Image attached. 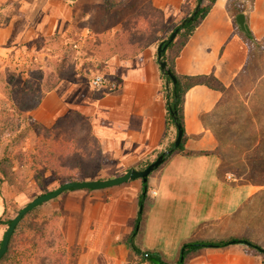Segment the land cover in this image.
Wrapping results in <instances>:
<instances>
[{
	"label": "crops",
	"instance_id": "0c3cea01",
	"mask_svg": "<svg viewBox=\"0 0 264 264\" xmlns=\"http://www.w3.org/2000/svg\"><path fill=\"white\" fill-rule=\"evenodd\" d=\"M197 1L95 0L96 11L92 13L93 8L86 7L85 12L86 19L94 16L96 26L84 30L89 31L93 40L88 55L117 82V88H97L80 73H72L31 114H44L48 121H53L52 127H94L105 156L119 165L122 175L149 160L155 161L178 134L174 126L167 129L157 40L167 36L169 27L190 17ZM229 2L216 0L175 60L178 74H214L226 91L196 86L187 92L186 151L166 158L149 176L148 198L135 242L142 251L156 253L167 264L177 263L188 243L219 239L213 236L216 226L229 229V222L258 192L256 186L240 183L226 168L221 137L215 127L224 117L228 90L233 88L240 94L238 88L245 85L253 50L264 42V0L237 2L245 7L248 29L258 45L247 42L240 33ZM137 27L141 40L135 44L132 34ZM125 36L132 37L133 42L123 49L142 50L128 58L121 54L108 56L110 44L117 47V39ZM61 120L63 126L58 124ZM142 189L143 181L137 179L71 195L79 200L72 212L79 216L82 232L89 229L86 242L90 244V258L125 263L131 249L122 238L136 225ZM71 219L77 226L76 217ZM236 244L202 248L187 256L191 260L188 264H233L237 259L232 255L239 248Z\"/></svg>",
	"mask_w": 264,
	"mask_h": 264
},
{
	"label": "rangeland",
	"instance_id": "374dc122",
	"mask_svg": "<svg viewBox=\"0 0 264 264\" xmlns=\"http://www.w3.org/2000/svg\"><path fill=\"white\" fill-rule=\"evenodd\" d=\"M95 3V0H0V158L8 155L14 165L13 179L0 183V243L6 231V220L14 218L37 196L66 183L64 165L67 162L54 168L35 164L31 155L37 154L38 147H60L62 143L71 144L72 140L73 147H60L63 153L68 152L65 159L82 158L92 164L96 179L91 180L122 175L119 165L105 156L94 127H57L55 130L53 121H48L44 114L31 112L22 116L21 127L16 120L21 116L17 113L15 100L20 97L31 74H35L32 80L40 85L47 78L56 79L59 66H66L65 75L80 73L94 87L93 80L98 75L111 79L88 55L93 40H90L89 31L84 30L96 26L92 20L94 16L86 19L85 12L86 7H92L94 13ZM135 32L139 33L138 27ZM251 57L245 85L239 86L240 94L233 88L228 90L224 117L215 129L221 137L226 168L240 183L254 185L258 192L229 222V229L217 225L213 236L248 239L254 246L264 248V42L253 50ZM58 124L63 126L64 121ZM66 130L65 133L70 132V142L64 133ZM20 154L22 165L17 159ZM53 155L49 159L57 162L55 152ZM39 173L40 182L36 180ZM83 190L94 189L68 190L38 208L36 223L44 227L45 236H37V247H30L26 240L34 235L25 224L30 218L22 223L15 242L20 261L16 264H41L42 258L46 257H50L51 264H112L107 258L97 261L87 254L90 250V244L86 242L89 229L82 232L79 216L72 212L79 200L71 195ZM73 216L77 226L71 219ZM236 245L239 248L232 255L237 259L233 264H264V254L257 248L243 242ZM190 261L186 257L184 264ZM124 264H138L132 252Z\"/></svg>",
	"mask_w": 264,
	"mask_h": 264
},
{
	"label": "trees",
	"instance_id": "16d2710c",
	"mask_svg": "<svg viewBox=\"0 0 264 264\" xmlns=\"http://www.w3.org/2000/svg\"><path fill=\"white\" fill-rule=\"evenodd\" d=\"M240 0H230L228 6L229 9L233 15L235 24L236 23V17L237 15L244 13L245 12V7L244 5H238L237 2ZM216 0H198L197 1V6L200 5V8L198 12L194 15L193 19L190 17H187L184 19L180 24L174 26L173 28H170V31L168 30L167 32V38H160L158 39V44L163 43L164 45L167 44V49L162 53V59L158 58V63L160 65L161 61H166L167 62V69L162 70L161 68V76L164 80V88H165V97H166V110H167V129H169L171 126H174L178 130V126H181L183 130V136H182V141L181 144L178 147H175V141L167 148L172 149L173 152L169 155H166V158L170 157L172 154L175 152H181L184 153L185 150V142H186V135H185V130H184V104H185V97L187 92L192 89L193 87L196 86H207L210 89L217 90L224 92L226 91V87L219 81V79L214 75V74H208V75H180L177 73L175 69V60L176 58L180 55L183 47L187 44L189 39L193 36L194 32L196 31L197 27L203 22V20L206 18L208 13L211 11L212 7L215 5ZM196 8L192 12L191 15L195 12ZM238 27V25H237ZM179 28V32L176 36V38L172 42H168V39L170 35L177 29ZM239 29V27H238ZM240 31V29H239ZM240 33L243 35L245 40L251 44H257L258 41L255 38V36L252 34V32L249 29L248 33H243L240 31ZM117 36L120 35V33L116 34ZM134 37V43L137 44L136 42H139L141 40V37L137 32H134L133 34ZM132 37H123L119 38V41L117 39V43L119 44L115 46H112L110 44L108 51V56H111L112 54H121L123 58H128V57H133L136 56L142 49L141 48H135L132 50H126L123 49L127 44H130L133 42L131 39ZM119 42V43H118ZM118 48V49H116ZM103 56H106L103 54ZM107 57V56H106ZM64 68L66 66H59L56 70V76L57 78L52 80L50 78H47V81L43 84H37L32 80V77L34 78L35 74H31V76L28 77L21 95L18 99L15 100V103L17 105V113L21 117H17V123L19 127L22 126L23 119L22 116L26 117V113L31 112L35 109H37L40 104L42 103L44 97L54 90L58 83L63 80L66 75L64 73ZM170 71L171 74L168 73ZM173 76V77H172ZM112 79V78H111ZM112 89L108 87V90ZM17 128V127H16ZM57 127L54 129L56 130ZM67 132L64 131V133ZM59 133H57V136H59ZM68 141L70 142L71 139L70 137V132L65 133ZM68 143V142H67ZM62 143L60 147L65 145L66 147L70 148L73 147V143L71 140L70 143ZM83 144L80 143V147H82ZM59 146H40L38 147V152L37 154H32L31 158L34 160V163L36 164H42L46 165L49 167H62L64 165V170H65V178L64 182H74V181H87L91 179H96L94 178V173H93V165L90 163H86V161H83L82 158L80 159H75L72 158L69 161H66V154L68 152L66 151L65 153L62 152V149ZM47 149L49 151H47ZM56 149V150H55ZM54 150V151H53ZM61 150V151H60ZM53 151V152H52ZM55 152V157H57V162L51 161L49 157L53 155ZM70 152V151H69ZM163 154V151L159 153V155ZM71 155H74V152L71 153ZM158 155V156H159ZM54 156V155H53ZM60 158V160L58 159ZM17 159L19 163L22 165L23 162V157L20 155H17ZM152 161H147L146 163L142 164L139 166V169H145ZM13 170H14V165L13 161L10 159V157L7 155L3 156L0 158V183L4 181H10L13 178ZM157 170V169H156ZM67 175V176H66ZM100 179V177H99ZM102 179V178H101ZM36 180L40 182L42 180V177L39 174H37ZM149 184L148 182L144 183L143 182V189L142 193L139 196V213H138V218L136 221V225L133 229V231L128 234L124 235L122 238V241L127 244V246L131 249V252L135 255V258L137 260L138 264H143V263H148V264H167L162 260L160 256H158L156 253L150 252V251H142L135 242V238L137 235V228L140 224V221L142 219V215L144 212V205L145 202L148 198V189ZM41 206V205H40ZM34 208L32 211H30L26 217L20 222V224L16 227L15 232L10 240V245H9V250L8 252L4 255V257L0 260V264H7V262H12L13 264H16L19 261L17 259V247L15 245L16 238L19 235L20 228L22 226V223L28 219L27 223V230H30L31 232L34 231V235L32 238L26 239L28 243H30V247H37V236L41 234V236H45V233H43V228L41 226H38L36 223V220L38 217L36 216V211L40 207ZM20 212V211H19ZM14 218L6 220V230L12 223V220ZM24 226V225H23ZM24 234L25 231H22ZM236 241L237 243L241 242H249L251 243V246H254L251 241L247 240H238V239H209V240H201V241H196L193 243H188L184 245L183 251L186 257L191 254V253H197L200 249L205 248V247H215V248H223L227 247L231 244L232 242ZM246 244V243H245ZM2 245V241L0 243V246ZM256 248V245L254 246ZM261 253L264 254V248L262 247L257 248ZM181 257V255H180ZM177 262L179 264L180 261ZM50 257L42 258L41 264H51L50 263ZM185 263V260L182 264Z\"/></svg>",
	"mask_w": 264,
	"mask_h": 264
},
{
	"label": "water",
	"instance_id": "95a60500",
	"mask_svg": "<svg viewBox=\"0 0 264 264\" xmlns=\"http://www.w3.org/2000/svg\"><path fill=\"white\" fill-rule=\"evenodd\" d=\"M200 8V5L196 7L195 12L193 15L190 16L191 19H193L194 15L198 12ZM236 23L239 27V29L243 33H248L249 29L247 26L246 22V14L241 13L237 15L236 17ZM179 32V28H177L169 37L168 42H172L177 34ZM167 49V44L161 43L158 47V58L162 59V53L166 51ZM160 68L162 70L167 69V62L166 61H161L160 62ZM169 74L170 71H168ZM173 77V76H172ZM182 136H183V130L181 126H178V134L177 138L175 140V147H178L181 144L182 141ZM173 152L172 149L166 150L163 152V154L159 155L155 161L150 163L145 169H136V168H131L129 169L125 174L114 177V178H109L106 180H88V181H74V182H67L62 185H60L58 188H56L53 191H50L45 194H41L37 196L34 200H32L30 203H28L25 207H23L20 212L14 217L12 220V223L8 227V229L4 233V237L2 240V245L0 246V260L4 257V255L8 252L9 250V245H10V240L15 232L16 227L20 224V222L24 219V217L32 211L34 208L51 201L60 195H62L64 192L71 190V189H94V190H102V189H107L110 187L118 186L124 183H127L131 180H137L141 179L144 183L148 182L149 176L156 170L158 169L165 161L166 155H169ZM233 244L236 243V241L232 242ZM244 243L251 245V243L245 241ZM256 248H259V246H256ZM263 249V248H262ZM185 260V255L184 251H181V257L179 264H182Z\"/></svg>",
	"mask_w": 264,
	"mask_h": 264
},
{
	"label": "built area",
	"instance_id": "2783aa9c",
	"mask_svg": "<svg viewBox=\"0 0 264 264\" xmlns=\"http://www.w3.org/2000/svg\"><path fill=\"white\" fill-rule=\"evenodd\" d=\"M93 84L97 88H108V87H110L112 89H115L118 86V84L115 80L107 79L106 77H104L102 75L96 76L95 79L93 80Z\"/></svg>",
	"mask_w": 264,
	"mask_h": 264
}]
</instances>
